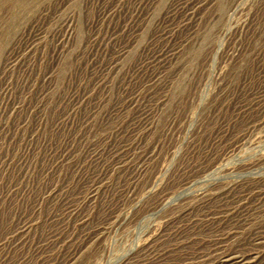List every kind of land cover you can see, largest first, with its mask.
Wrapping results in <instances>:
<instances>
[{
	"label": "rangeland",
	"instance_id": "374dc122",
	"mask_svg": "<svg viewBox=\"0 0 264 264\" xmlns=\"http://www.w3.org/2000/svg\"><path fill=\"white\" fill-rule=\"evenodd\" d=\"M234 257L264 264V0H0V264Z\"/></svg>",
	"mask_w": 264,
	"mask_h": 264
},
{
	"label": "bare ground",
	"instance_id": "6f19581e",
	"mask_svg": "<svg viewBox=\"0 0 264 264\" xmlns=\"http://www.w3.org/2000/svg\"><path fill=\"white\" fill-rule=\"evenodd\" d=\"M187 2V1H186ZM180 3V2H179ZM131 26V25H130ZM263 176V175H262ZM248 184V183H247ZM257 184V183H256ZM255 185V184H254ZM241 187V186H240ZM257 188V187H256ZM232 189V188H230ZM263 190V188H262ZM243 193V192H242ZM255 195V194H254ZM235 197V196H234ZM238 198V197H237ZM245 208V207H244ZM249 208V207H248ZM244 214V213H243ZM262 238V237H261ZM252 240V239H251ZM238 254V253H237ZM221 256V255H220ZM221 261V260H220ZM228 263H235V264H248L249 260H247L245 257L241 258H231L228 260Z\"/></svg>",
	"mask_w": 264,
	"mask_h": 264
}]
</instances>
